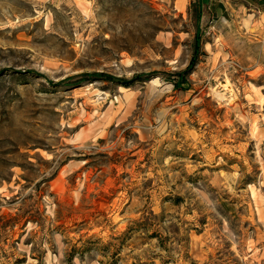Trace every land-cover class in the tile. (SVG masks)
Returning <instances> with one entry per match:
<instances>
[{
	"label": "rangeland",
	"instance_id": "374dc122",
	"mask_svg": "<svg viewBox=\"0 0 264 264\" xmlns=\"http://www.w3.org/2000/svg\"><path fill=\"white\" fill-rule=\"evenodd\" d=\"M0 264H264V0H0Z\"/></svg>",
	"mask_w": 264,
	"mask_h": 264
},
{
	"label": "bare ground",
	"instance_id": "6f19581e",
	"mask_svg": "<svg viewBox=\"0 0 264 264\" xmlns=\"http://www.w3.org/2000/svg\"><path fill=\"white\" fill-rule=\"evenodd\" d=\"M221 99L224 97V95H222V96H219Z\"/></svg>",
	"mask_w": 264,
	"mask_h": 264
},
{
	"label": "trees",
	"instance_id": "16d2710c",
	"mask_svg": "<svg viewBox=\"0 0 264 264\" xmlns=\"http://www.w3.org/2000/svg\"><path fill=\"white\" fill-rule=\"evenodd\" d=\"M175 87H178V86H176V84H175Z\"/></svg>",
	"mask_w": 264,
	"mask_h": 264
}]
</instances>
